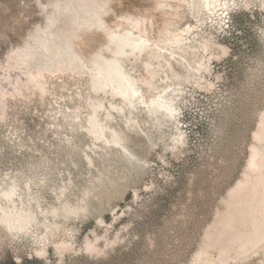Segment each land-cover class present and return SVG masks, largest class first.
Instances as JSON below:
<instances>
[{
  "label": "rangeland",
  "instance_id": "1",
  "mask_svg": "<svg viewBox=\"0 0 264 264\" xmlns=\"http://www.w3.org/2000/svg\"><path fill=\"white\" fill-rule=\"evenodd\" d=\"M58 1L0 0V191L17 186L22 201L16 206L38 218L28 234L0 224V264H190L243 177L264 115L263 0H250L249 7L234 0L235 6L222 4L213 14L194 0H102L112 25L126 15L154 20L152 37L164 42L166 58L177 53L171 33L189 26L184 43L196 47L184 56L190 72L176 66L191 82L173 97L175 117L134 112L132 126L125 114L114 113L128 155L85 131L97 98L87 79L48 78L49 94L42 96L16 68L15 54L46 27ZM163 1L168 7L158 6ZM209 39L228 53L206 62L207 72L198 65ZM86 43L90 55L105 38L90 34ZM137 65L142 77L146 72ZM165 80L164 73L156 81L162 89L170 84ZM63 202L83 205L85 212L45 219ZM9 203L2 199L5 208ZM62 241L72 249L59 253L55 243ZM87 242L102 253L91 255ZM44 248L47 255H38ZM254 259L264 264V253Z\"/></svg>",
  "mask_w": 264,
  "mask_h": 264
},
{
  "label": "bare ground",
  "instance_id": "2",
  "mask_svg": "<svg viewBox=\"0 0 264 264\" xmlns=\"http://www.w3.org/2000/svg\"><path fill=\"white\" fill-rule=\"evenodd\" d=\"M165 2L158 6L168 7L169 4ZM231 2L235 6L234 0H194L193 4L201 12L213 14L218 7L222 8V4L226 8ZM261 3L264 5V0ZM244 5L249 7L250 0H245ZM107 6L102 0L56 2L52 6V12L48 14L46 27L38 29L31 38L32 42L15 54L14 60L18 65L16 68L25 76L26 84L36 86L42 96L49 94L48 78L68 76L77 78L78 81L87 79L97 98L91 101L92 114L85 131L94 142L110 148H122L128 155L129 150L123 146L121 135L113 127L116 121L114 113L125 114L128 124L132 126L137 124L132 117L134 112H146L151 117L164 116L167 119L175 117L177 109L173 97L179 96L181 92L183 94V90L178 87L191 82L189 72L192 67L184 56L189 52L194 54L196 47L184 43L188 41L185 36L193 31L191 26L179 34L170 32L173 38L171 43L177 47V53L172 51L170 58H166L164 42L152 37L154 20L126 15L117 18L112 25L105 19L109 12L106 11ZM96 33L104 36L105 44L88 55L83 47L90 46L86 43L87 37ZM200 50L206 56L202 57L201 61H204L198 67L204 71L210 70L206 62L209 63L211 59L219 60L228 53L226 47L212 39L204 41ZM208 56L211 58L207 59ZM137 64H141L146 72L142 77L135 72ZM177 65L189 71L185 78L176 71ZM163 72L165 83H170L166 88L174 87L170 94L156 82L158 79L162 81ZM10 80L9 77L8 81ZM21 81L16 78V86ZM207 85L213 87L211 83ZM105 99L109 109L104 104ZM87 159L89 164H93L89 155ZM228 195L224 211L219 213L217 221L206 232L199 252L190 264H256L255 255L264 253V115L254 135V145L243 177ZM20 196L17 186L0 191V224L10 231L28 234L38 218L27 208L20 210L16 206V199H20ZM3 198L12 204L10 208L2 205ZM85 209L80 204L63 202L61 208L52 209L44 217H66L71 214L80 216ZM55 245L59 253L72 249V245L66 241ZM86 251L91 255L102 253L91 242H87ZM38 255L46 256L47 250L42 249Z\"/></svg>",
  "mask_w": 264,
  "mask_h": 264
}]
</instances>
